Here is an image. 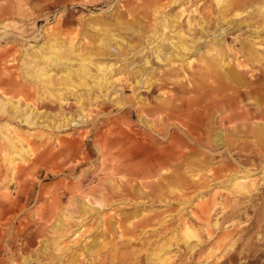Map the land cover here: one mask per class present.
Wrapping results in <instances>:
<instances>
[{"label":"rangeland","instance_id":"obj_1","mask_svg":"<svg viewBox=\"0 0 264 264\" xmlns=\"http://www.w3.org/2000/svg\"><path fill=\"white\" fill-rule=\"evenodd\" d=\"M0 5L10 11L0 17V67L34 76L13 99L34 104L40 121L76 119L62 129L25 127L50 146L17 157L14 173L0 151V264H264V134L248 129L264 125V0ZM40 68L64 101L37 106L46 96L34 82ZM137 102L159 110L139 118ZM210 102L205 130H223L211 149L180 134ZM232 124L247 130L230 132ZM180 139L192 147L186 160L172 151ZM230 143L240 147L226 155ZM123 148L154 155L131 160ZM110 153L122 170L102 165ZM239 181H254L255 191L236 201L229 187Z\"/></svg>","mask_w":264,"mask_h":264},{"label":"bare ground","instance_id":"obj_2","mask_svg":"<svg viewBox=\"0 0 264 264\" xmlns=\"http://www.w3.org/2000/svg\"><path fill=\"white\" fill-rule=\"evenodd\" d=\"M174 1H177V0H174ZM3 9H4V7L0 5V17L4 15L3 12H6V13L10 12V11H8V9H5L4 11H3ZM188 22L191 25L190 20H188ZM3 23L4 22H0V25ZM161 27H162V35L167 34V28H168L167 19L162 20V26ZM5 33H6V31H5ZM17 35H13V37L12 36L11 37L17 40V38H20ZM178 35L180 37H182V35H180V34H178ZM0 38H2V36ZM24 38L26 40L27 36L25 37L23 34H21V39L23 41H24ZM166 39H167V37L164 38V41H166ZM168 39H170V37ZM184 49L187 50L188 48H186L184 46ZM155 52H156L158 57H161V56L166 57V54L163 51L162 47L157 46L155 49ZM7 54H8V52H7ZM48 57H49V59H53L55 56L54 57L48 56ZM55 58H56L55 59L56 63L57 62L61 63V61L58 60L57 57H55ZM1 60H3V59H1ZM167 60H170L169 57H167ZM9 62H11V61H9ZM25 77L30 79V81L34 78V76H29L28 74ZM36 77L37 78L34 82L39 83L41 85V88L43 89L42 91H44L46 93V96L45 95L43 97L40 96L41 100L39 99L37 106L41 105V106H45V107H51L52 102L55 101L54 99H57L59 101H64V99L66 98L65 92H62L59 88H55V82H54L51 74L49 73L48 69H46V68L38 69ZM26 78H24V77L22 78V75L19 72L17 73L14 70H12V65L11 66L6 65V66H3L2 68L0 67V151H3L4 153L11 155L10 166H11V170L13 171V173L18 168V164L15 162V161H17L16 160L17 157H20L19 159L24 161V159L32 157L35 153V150H37L38 147H44L45 148L44 150L46 151L49 149V146H50V142H49L50 137H46L45 136L46 134L25 135L24 133H22L25 127H28V126H33V127L40 126L41 127L42 126L45 128H52V129L60 128V129H62L65 127L66 128L70 127L71 122L76 120V119H69V118H66L64 116V117H62V120H60L59 122L57 121L55 123H53V120H51V121L49 120L50 122H48V123L46 121H40L39 114L37 113L38 109L36 108V106H34V104L32 105L29 103H24L23 98H21L22 95H25V89H26L25 88V79ZM16 96H21V97L18 100H14L13 98ZM141 104H142L141 102H137V104H136L137 105L136 112L139 114V118H141V114H145L148 112H155L156 113L159 110L156 107H151L148 105L141 106ZM211 104H213V102H210L208 105L205 106V108H207L206 113L198 112L197 116H192V117H189L187 120H185L188 127L182 129V132L180 133L184 137H187L191 143L196 144L200 147H208L209 149H211L213 146H215V144H213L212 140H211L215 130L223 131L221 129V127H217V128L212 127V128H209V130H205V129H207V127L212 126V123L214 120V118L212 120V116L210 115V111H211L210 105ZM130 108L133 112L134 106H131ZM224 114H225V112H224ZM219 116H221V115H219ZM226 117H228V116H225L223 118H226ZM220 120H221V117H220ZM233 121H235V119H230V123ZM222 122L223 121H221V123ZM244 123H246V122H244ZM245 125L246 124H244V125H233L234 127H231L230 132H236V133L237 132L238 133L246 132L247 127ZM150 126H153V123L150 124ZM191 128L192 129L199 128V132H201L200 136L193 137ZM178 129L179 128L176 129L177 132H178ZM248 129L252 133L254 132V133L264 134V125H257L256 127H248ZM163 130L164 129H163V125H162V119H160L159 123L155 127L152 128V131L157 136L160 137L164 133ZM130 131L132 132V130H130ZM178 134H179V132H178ZM30 136L31 137L33 136L34 138H37L38 140L35 141L34 139L30 138ZM69 141L74 142L75 140L71 139ZM153 145L154 144H152L151 146H153ZM221 145H223V144L218 143L216 146H221ZM228 146H230V147L227 148L226 155L232 151L231 146L234 149L236 147H240V143H238L236 146L234 144L230 143V144H228ZM191 149H192V147L189 143H187L185 141L183 142V140L180 139L179 144L174 145V148L172 149V151H173V153L176 152V154H177V152L179 154L181 153L182 154L181 157H183V159H184L186 154H188L187 151L192 152ZM122 155L125 158L129 157V159H131V160L138 159L139 156L145 155L144 158L141 159V160H143V159H148L149 157H152L154 154H150L149 152H147V153L144 152V153L140 154V153H136L135 149H133V148H127V149L123 148L122 149ZM172 157H174V154L172 156H170L169 158H164L162 160L163 161H167L168 159L173 160L174 158H172ZM113 159H114L113 154L110 153L109 156L106 157L105 160L102 162V165L106 168H109L110 170H112L114 172L117 170H122L120 168V164L118 165L119 168H117L118 166L115 164V162L113 163ZM176 160H177V158L174 159V161H176ZM184 160H186V159H184ZM112 171H111V174H114V173H112ZM152 172H154L155 175L160 174V176L158 177V181H157L156 185H160V184L162 185V172L158 173L157 167L152 168ZM146 173H147V171H146ZM251 175L252 174L249 172H243L242 177L244 179H246V178H249ZM231 178L233 180L237 179L238 178V172L233 173ZM13 180H14V178H13ZM252 186H255L254 181H249L247 183H245V181L244 182L239 181V182L233 183V186L229 187V191H231L232 195L235 198H237V199H235L237 201L239 198L251 196L252 192L254 193V191H255V188H252ZM149 219H150V217H148L146 219L147 223H148ZM185 242L189 245L188 240Z\"/></svg>","mask_w":264,"mask_h":264}]
</instances>
